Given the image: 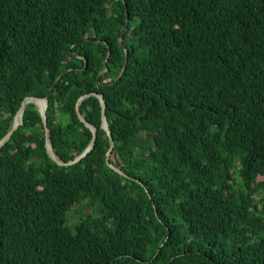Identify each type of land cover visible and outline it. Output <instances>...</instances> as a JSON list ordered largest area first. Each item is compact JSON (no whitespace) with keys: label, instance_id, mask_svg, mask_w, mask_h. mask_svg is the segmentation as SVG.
Segmentation results:
<instances>
[{"label":"trees","instance_id":"obj_1","mask_svg":"<svg viewBox=\"0 0 264 264\" xmlns=\"http://www.w3.org/2000/svg\"><path fill=\"white\" fill-rule=\"evenodd\" d=\"M91 93L128 178L96 97L67 167L28 104L0 151V264H264V0H0V139L46 97L74 159Z\"/></svg>","mask_w":264,"mask_h":264},{"label":"water","instance_id":"obj_2","mask_svg":"<svg viewBox=\"0 0 264 264\" xmlns=\"http://www.w3.org/2000/svg\"><path fill=\"white\" fill-rule=\"evenodd\" d=\"M126 19H127V15H126ZM121 37H122V35H121ZM124 52H125V60H124L123 69L125 68V66L127 64V59H128V50H127L126 47H124ZM108 54H109V50H108ZM104 65L106 66V61H104ZM66 72H67V70L62 72L59 75V77L56 80V83L60 80V78ZM102 74L103 73H101L97 77V81H99V79H100ZM88 96H94V97H96L99 100L100 109H101V121H102L101 127H102V129H104V131L106 132V134L108 136V139H109V148H108V150H107V152L105 154V163L110 169H112L113 171L118 173L120 176L127 177L119 168H117L112 162H110V155H111V152L113 150L114 142H113V138H112V136L110 134L107 122L105 120L106 104H105V102L103 100L102 95H99L97 93H91V94L83 95L77 100V103H76V106H75L77 117L91 131L92 137H91V140H90L89 144L87 145V147L80 154L75 156L74 159L69 160V161H63V160H61V159H59L57 157V155L55 154V152L53 150V147H52V145L50 143V140H49V131H48V128H47L46 112H47V107H48V100H47L46 97L45 98L26 97V98L23 99V101L20 104L19 109L16 112V115H15V118H14V122H13V125H12L11 129L0 139V151H1V148L4 146V144H6L10 140L11 136L13 135V133L20 126L23 125V114H24L26 106L28 104H34L38 108V111H39L40 116H41L42 124H43V127H44L45 150H46V153H47L48 157L55 164H57L58 166L67 167V166H71L73 164L78 163L83 158H85L88 153H90L92 151V149L94 148V145H95V141H96V128L93 125L87 123V121L83 118V116L81 115L80 110H79V106H80L81 102L85 98H87Z\"/></svg>","mask_w":264,"mask_h":264}]
</instances>
